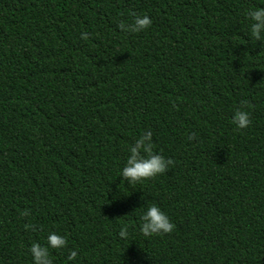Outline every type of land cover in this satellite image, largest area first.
Wrapping results in <instances>:
<instances>
[{
  "label": "trees",
  "instance_id": "trees-1",
  "mask_svg": "<svg viewBox=\"0 0 264 264\" xmlns=\"http://www.w3.org/2000/svg\"><path fill=\"white\" fill-rule=\"evenodd\" d=\"M256 6L0 0V264H32L49 232L68 241L53 264H264V40L245 17ZM145 14L140 32L118 27ZM235 109L249 113L243 129ZM146 131L172 163L131 185L119 169ZM150 203L171 232L139 233Z\"/></svg>",
  "mask_w": 264,
  "mask_h": 264
},
{
  "label": "clouds",
  "instance_id": "clouds-1",
  "mask_svg": "<svg viewBox=\"0 0 264 264\" xmlns=\"http://www.w3.org/2000/svg\"><path fill=\"white\" fill-rule=\"evenodd\" d=\"M245 17L248 20L247 31L249 36L254 40H264V7L256 6L247 9ZM150 24L151 19L148 15H133L130 23L119 22L118 27L126 32L137 33ZM80 37L86 40L88 34L81 32ZM231 122L237 129H243L250 123L249 113L242 109H235L231 116ZM151 135V131H146L135 140V143L128 146V155L123 167L119 169V176L123 178L121 181L127 180L128 184L135 185L165 172L172 163L170 159L152 151ZM188 138L191 139V135ZM27 214V211L22 213V215ZM173 228L174 224L167 213L155 203L148 204L139 216L138 231L144 237L169 233ZM118 235L121 238H127L129 236L128 226H121ZM44 241V243L33 241L30 244L28 251L31 255L32 264H53L50 250L65 249L68 243L66 236L57 232H49ZM77 257V250L69 249L66 261L71 262ZM129 264H134V262L129 261Z\"/></svg>",
  "mask_w": 264,
  "mask_h": 264
}]
</instances>
